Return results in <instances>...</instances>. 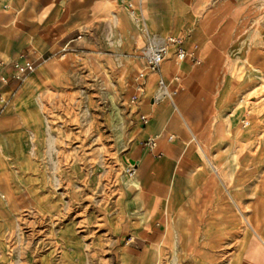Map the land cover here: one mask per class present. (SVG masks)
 <instances>
[{
	"label": "rangeland",
	"instance_id": "rangeland-1",
	"mask_svg": "<svg viewBox=\"0 0 264 264\" xmlns=\"http://www.w3.org/2000/svg\"><path fill=\"white\" fill-rule=\"evenodd\" d=\"M187 1L194 25L208 18L215 26L214 42L226 28L229 36L218 53L190 51L177 84H169L181 87L178 110L167 100H154L157 74L150 93L148 85L138 88L139 74L150 72L141 56L147 33L137 13L142 36L132 50L117 48L113 15L103 33L91 22L77 46L54 55L63 82L52 85L31 73L6 97L2 112L21 115L27 156L40 162L21 178L40 175L38 197L54 199L28 214L27 204L19 202L14 210L19 226L0 231V240L10 241L0 246L9 264H68L63 253L68 249L72 255L73 245L63 244L65 227L78 240L71 264H154L148 258L155 246L160 264H198L200 253H206L204 264H264V0ZM173 50L170 46L163 66L175 61ZM157 107H167L176 119L162 134L144 135ZM185 120L201 136L206 154ZM37 141L41 150L34 154ZM144 156L169 160L170 176L177 171L182 211H191L198 195L191 226L196 238L189 243L177 231L169 233L164 193L148 182H133ZM11 172L12 166L2 175L12 177ZM197 172L202 177L196 183ZM121 198L130 202L124 214ZM215 213L225 223L207 234V219Z\"/></svg>",
	"mask_w": 264,
	"mask_h": 264
},
{
	"label": "crops",
	"instance_id": "crops-1",
	"mask_svg": "<svg viewBox=\"0 0 264 264\" xmlns=\"http://www.w3.org/2000/svg\"><path fill=\"white\" fill-rule=\"evenodd\" d=\"M187 3V0H0V75L10 76L11 70L4 67L3 63L18 60L23 53H26L37 64L33 73L37 74L42 81L58 85L59 81H63L59 75L60 61L54 55L67 45L77 46L78 42L76 41L83 37L82 29L91 22L97 21L99 23L97 32L103 33L110 15L114 16L115 29L119 39L117 48L119 49L132 50L142 36L139 19L135 15L137 13L144 20L147 39L150 35L163 38L168 37L170 33H176L181 34V37L178 38L181 39V45L189 53L192 49L198 53L207 51L218 53L219 48L226 45V39L229 36L227 28L225 35L216 36L218 40L214 42L215 26L210 23L208 18L202 19L194 25L195 12L193 8H187ZM132 7L134 13H132ZM186 62L187 58L180 64H176L172 60L171 63L162 66V75L166 81L170 84H177V81L172 80V77L179 75L180 79ZM156 74L159 75L158 72L148 74L147 93L153 90ZM18 85V79L10 78L6 83L0 80V231H7L19 226V215L14 210L20 201L27 204L26 214H28L38 212L39 209L49 206L54 200L38 197L41 182L44 181L40 175L34 174L33 178L28 179L21 178L24 170L37 167L40 162L27 156L30 147L26 131L20 127L21 115L15 111L2 112L6 97H9ZM172 107L178 110L177 104ZM153 112H156V114L154 113L155 117L152 118L149 127L144 131V135L156 132L157 135L162 134L165 131L164 128L167 127L166 124L168 125L170 120L172 122L176 119V117H171L172 113L168 111L167 107H157ZM184 122L186 127L193 132L194 128L186 120ZM192 137L197 141L199 149L206 154L205 147L200 141L201 138L199 139L201 136L198 137L193 132ZM37 138L39 137L37 136ZM40 144V141L36 142L34 154L40 152ZM211 165L216 174L219 173V167L212 163ZM10 166L14 170V173L11 172L12 177L3 176L2 173H5ZM169 166L170 162L166 158L157 162L144 156L140 167L141 174L136 177L138 180L135 178L133 182L138 186L148 182L152 190L158 189L164 193L169 233L171 229L175 230L181 242L189 243L196 238L191 233V226L196 221L198 195L194 197L193 209L182 211L181 197L177 194L179 175L177 171H174L170 176L169 170H167ZM201 177V172H197L192 178L197 183ZM195 187L199 188L198 185ZM186 189V191L189 190V188ZM44 200L47 203H44ZM119 204L122 214L130 207V202L125 198H121ZM207 220L209 226L206 233L210 234L213 228L223 225L226 218L221 213H215ZM113 226L114 231L117 232L118 225L114 224ZM62 236L65 248H68L70 244L73 245L70 249L72 255H69L68 249L63 253L69 261L68 264H71L70 257L76 255L78 251L75 248L78 240L75 239L71 227H65ZM215 240L213 242H219V239ZM9 242V239L2 238L0 246L9 245ZM14 244L16 245V243ZM159 250L160 248L155 246L149 251L150 263L160 264ZM200 254L198 264H204L206 253ZM83 255L79 253L78 260L80 262L85 260ZM0 260L4 264H9V256L5 255L2 248H0Z\"/></svg>",
	"mask_w": 264,
	"mask_h": 264
},
{
	"label": "built area",
	"instance_id": "built-area-1",
	"mask_svg": "<svg viewBox=\"0 0 264 264\" xmlns=\"http://www.w3.org/2000/svg\"><path fill=\"white\" fill-rule=\"evenodd\" d=\"M132 13H134V8L132 7ZM173 46V54L175 58V63L180 64L190 55V53L181 45V39L178 37L168 36L163 38H158L156 36L150 35L148 37L147 44L141 49V56L144 58V61L149 69V72H158L157 80V90L154 95L155 101L167 100L171 103L172 106H176L175 97L178 94L180 88H170V83L166 81L162 75V66L165 60L167 59L169 47ZM197 61L199 60L196 56L193 55ZM3 66L9 68L10 76L0 75V80L3 83H6L10 78L14 79H23L36 70L37 64L34 59H32L28 54L23 53L20 59L15 60L11 63H3ZM148 72H141L139 74L140 80L138 81V88L143 90L147 85ZM172 80L178 81L179 75H173ZM245 124H249V120H245ZM149 145L154 147L156 141L154 138H151Z\"/></svg>",
	"mask_w": 264,
	"mask_h": 264
},
{
	"label": "bare ground",
	"instance_id": "bare-ground-1",
	"mask_svg": "<svg viewBox=\"0 0 264 264\" xmlns=\"http://www.w3.org/2000/svg\"><path fill=\"white\" fill-rule=\"evenodd\" d=\"M136 180H138V179L136 178Z\"/></svg>",
	"mask_w": 264,
	"mask_h": 264
}]
</instances>
